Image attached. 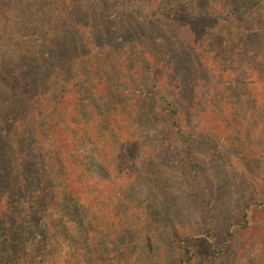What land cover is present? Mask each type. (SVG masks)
Here are the masks:
<instances>
[{"label":"trees","instance_id":"1","mask_svg":"<svg viewBox=\"0 0 264 264\" xmlns=\"http://www.w3.org/2000/svg\"><path fill=\"white\" fill-rule=\"evenodd\" d=\"M72 1L60 0L57 4L59 16H68ZM80 1L84 4L81 17L88 20L94 17L89 9L91 0ZM95 1L103 10H108L110 18L121 16L136 29H146L145 24L153 22L163 28H172L176 36L174 42L180 41L174 45H154V54L159 64L173 60L172 71L178 77L186 70L185 57L188 56L186 51L179 52L181 40L187 35L188 40L199 38L202 35H197L201 32L200 25L218 22V57L222 59V66L225 68L231 60L234 76L247 75V70H251L257 78L244 88L246 93L250 92L246 97L254 109L252 121L240 127L238 133L239 141L243 140L249 148L250 163L264 176V0H207L208 7L204 11L196 10L190 0ZM46 15L50 16L46 22L49 25L57 14L53 7H47ZM33 24L28 28H15L1 42L8 51L0 62V201L7 202L0 203V264H159L156 250L137 245V236L121 242L114 231L107 235L103 230L99 233L98 213L91 194L106 192L105 200L109 201L107 194L121 191L124 182L121 179L114 184L109 180L112 166L107 164L108 132L95 130L96 116L87 92L89 82H83L82 78L74 82V71L71 75L69 63L48 57L46 44H40V38L48 37L53 31L50 25L34 21ZM210 28L213 36L216 30L212 25ZM3 29L7 27L1 25L0 32ZM182 29L186 30L184 35ZM80 44L78 59L94 45L92 40L85 38H80ZM204 45L208 46L209 41ZM247 46H255L262 54L260 63H251ZM222 71L218 69V79ZM8 72L16 74L11 76ZM86 72L84 69L77 71L78 75ZM174 74L160 82L157 86L160 88L150 91L149 95L160 102L171 131L179 137V148L193 179L192 195L201 198L207 193L211 195L206 207L199 208L211 223L200 245H195V234L170 227L171 223L167 226L166 245L159 252L166 254L171 264H195L199 258L220 262L228 258L229 241L249 225L251 215L248 216V211H264V179L253 196L245 200L236 198L239 212L235 219L229 218L226 226V216L222 218L228 202L226 193L235 195L238 190L224 183L226 179L221 172L226 165L224 159L218 157V164H213L208 154L200 157L209 144L201 143L200 137L195 138V126L187 123L199 116L195 103L188 104L184 98L173 96V85L178 89L185 83L174 82ZM221 98L222 95L215 100L218 109L223 102ZM226 98L233 99L232 95ZM214 102L211 100V105L214 106ZM182 104L186 105L187 121L179 116ZM207 111L212 116L209 108ZM205 117L199 116L198 120ZM198 180L202 182L201 188L200 184L195 187ZM6 196H9L8 201ZM174 209L177 211L176 207ZM163 215L168 219L164 212Z\"/></svg>","mask_w":264,"mask_h":264},{"label":"rangeland","instance_id":"2","mask_svg":"<svg viewBox=\"0 0 264 264\" xmlns=\"http://www.w3.org/2000/svg\"><path fill=\"white\" fill-rule=\"evenodd\" d=\"M190 1L198 11H204L208 7L207 0ZM59 2L60 0H0V26L7 27L0 32V62L2 55L8 51V47L2 45V39L12 34L15 28H28L34 25L33 21L47 27L50 25L53 32L49 31L48 37L42 36L40 44H46L49 58L69 63L71 75L74 71V82L80 78L83 82H89L87 92L96 116L95 130L108 132L107 149L110 154L107 164L112 166L109 180L114 184H118L121 179L124 182L121 191L107 194L109 201L105 200L106 192L91 194L93 207L98 213L96 227L100 226L99 233L102 234L103 230L107 235L114 231L117 240L121 242L137 236V245L143 244L147 250H156L159 255L157 263L171 264L168 256L165 258L166 254L159 252L167 242V226L172 223L173 226L170 227L176 226L178 230L186 229L195 234V245H198L204 242L205 229L211 223V219L203 216L199 209L200 206L206 207L211 195L207 193L204 198L192 195L193 179L190 177L189 165L185 164L183 151L179 148V137L171 131L169 120L161 111L160 102L149 95L150 91L156 92L160 88L157 87L160 82H165L174 74L172 70L175 65L173 60L159 64L156 61L157 54H154V45H174L180 40L174 42L173 37L176 36L173 35L172 28H163L157 22L145 24L146 29H136L132 22L122 20L121 16L112 19L108 10H103L95 0H91L92 7H89L94 17H89V20L81 17L84 4L80 0L72 1L75 7L71 3L68 16L63 18L58 15ZM47 7H53L57 14L49 25L46 24L50 18L46 15ZM186 22L189 23V20ZM209 23L216 30L213 36L210 35V25H200L201 32L197 35L202 33L201 37L188 40L187 35L180 42L179 52L186 51L188 54L185 57L187 67L179 77L174 74V82L185 83L178 89L173 85V96L177 95L180 100L184 98L188 104L195 103L199 116L211 118L198 120L199 116L193 118L191 115L193 119L187 121L186 105L182 104L179 108V116L195 126V138L200 137L201 143L209 144L206 148L208 152H201L200 157L208 154L213 164H218V157L224 159L226 165L221 171L226 179L224 183L238 190L235 195L226 193L228 202L224 206L226 211L222 213V218L226 216L227 226L229 218L233 216L235 219L239 212L236 198L245 200L248 196H253L264 179L257 167L250 163L249 148L243 140L239 141L238 133L240 127L252 121L254 109L248 103L250 92L246 93L244 88L252 85L257 78L252 75L251 70H247V75L240 73L234 76V62L231 60L225 68L222 66V59L218 57V22ZM81 25L83 30H80ZM193 29L195 33V27ZM181 33L184 35L186 30L182 29ZM80 38L92 40L93 44L97 41L99 43L92 45L78 59L81 52ZM206 41H209L208 46L204 45ZM246 50L251 54L248 55L252 57L251 63L262 61V54L255 46H247ZM80 69L87 72L78 75L77 71ZM218 69L223 70L219 79ZM8 74L14 76L16 72ZM210 82L213 84L212 89ZM254 93L258 95V92ZM220 95L223 102L220 103L221 109H218V102L215 100ZM229 95H232V100L226 98ZM211 100L215 101L214 106L211 105ZM204 107L212 111V116L207 108L203 111ZM258 129L259 127L255 131ZM198 181L195 187L200 184L201 188L202 182ZM205 185L207 186L203 184ZM6 199L8 201L9 196ZM2 202L7 203L0 201ZM197 204L198 208L195 209ZM250 215L249 225L229 241L231 245L226 260L218 262L199 258L194 263L264 264V211H248V216ZM147 242L148 245L144 244Z\"/></svg>","mask_w":264,"mask_h":264}]
</instances>
